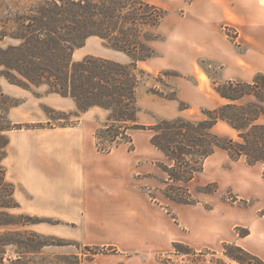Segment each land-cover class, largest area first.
<instances>
[{"label":"trees","instance_id":"1","mask_svg":"<svg viewBox=\"0 0 264 264\" xmlns=\"http://www.w3.org/2000/svg\"><path fill=\"white\" fill-rule=\"evenodd\" d=\"M4 2L7 23L17 27L14 32H0V41L10 37L20 41L18 46L0 48L1 75L6 80L24 89L45 85L48 92L64 98H71L78 110L75 115L60 112L59 128L73 127L80 122V115L92 108H101L108 112L105 122L95 130L94 139L97 151L108 154L119 147L134 151L130 131L149 130L153 132L150 144L158 149L173 163L170 168L162 167L167 174L166 187L162 194L168 200L182 205L196 204L187 185L203 169L206 158L215 150L225 151L232 161L244 157L248 165L260 163L264 168V124L258 120L264 116V75L256 74L251 82L229 80L213 86V90L226 101L214 109H203V118L158 120L155 125L138 123L139 109L136 105V89L144 71L138 70L136 62L156 57L146 44L155 38L143 33L146 27L156 28L164 20V11L144 0H0ZM15 1L27 4L23 9L14 5ZM7 2V3H6ZM11 6V7H10ZM90 37H97L105 46L126 53L132 62L120 64L112 60L86 57L79 62L72 61L73 51ZM137 50L142 55L133 57ZM14 73V75H13ZM152 94H157L153 92ZM252 98L253 101H245ZM174 99V98H173ZM19 102L10 99L0 90V119L6 125L0 127V228L18 224L15 217L6 213L17 210L15 186L7 181L6 169L2 162L7 156L9 139L6 133L11 130L42 128L38 125L14 124L6 119L11 108ZM186 107H182V110ZM52 120L53 109L44 110ZM71 116L77 119L69 121ZM223 121L238 135V141L213 133V127ZM201 194H213L217 191L214 183L196 189ZM150 197V196H149ZM152 198V197H151ZM173 219L171 213H168ZM30 224L47 222L37 217H27ZM26 224V223H25ZM0 234V264L3 263L4 247L12 245L32 248L39 252L47 246H63L55 239L46 238L37 233H29V241H20V234L10 232ZM239 237L249 233L236 228ZM6 238V239H4ZM36 244L33 246V244ZM95 247V248H94ZM86 250L100 247L85 246ZM174 256L178 262L165 258L163 264H264L255 255L235 244L224 243L221 255L208 249L195 250L179 242L172 243ZM110 250L117 251L113 247ZM19 252H16L18 254ZM19 255V254H18ZM206 257H211L208 260ZM71 263L76 256L58 257ZM70 261V262H69ZM14 262V261H13ZM12 262V263H13ZM17 263H22L19 260ZM11 263V264H12Z\"/></svg>","mask_w":264,"mask_h":264},{"label":"crops","instance_id":"2","mask_svg":"<svg viewBox=\"0 0 264 264\" xmlns=\"http://www.w3.org/2000/svg\"><path fill=\"white\" fill-rule=\"evenodd\" d=\"M246 14L247 18L238 27V39L250 43L256 59L253 62L247 59L248 52L244 63L254 70V76L264 75V6L254 0ZM244 77L248 78L249 74ZM179 86L183 97L186 86ZM1 87L6 94L21 97L20 91L9 85L2 83ZM137 104L156 116L165 117L159 110L165 103L144 97L138 99ZM222 104L215 102L212 107ZM41 105L68 113L77 110L70 98L47 93L35 99L24 97L19 107L10 110L9 117L16 123L44 122L47 117L40 111ZM87 114L88 111L83 113L80 122L73 127L47 133L40 129L15 130L8 135L4 160L7 178L11 176L16 188H22L30 196L32 205L39 209L44 207L42 212L58 215L74 225L69 231L54 228L47 229L48 233L88 246L111 245L117 248L118 254L140 256V261L125 259L123 264H154L155 257L166 252L173 242L212 250L224 243H234L264 262L262 164L250 166L244 158L232 161L225 151L215 150L205 159L203 170L188 188L194 183L198 186L214 183L217 191L201 194L196 188L190 189L197 200L193 205L177 204L164 198L174 214L173 219L143 192V187L151 186L149 176L157 173L155 163L165 158L150 144L149 131H131L133 152L120 147L109 154H100ZM154 119L155 116L146 118L139 112L140 124L151 125ZM226 192L236 200L223 201ZM241 201L250 203L246 207L236 206ZM237 227L248 229L249 234L239 237Z\"/></svg>","mask_w":264,"mask_h":264},{"label":"rangeland","instance_id":"3","mask_svg":"<svg viewBox=\"0 0 264 264\" xmlns=\"http://www.w3.org/2000/svg\"><path fill=\"white\" fill-rule=\"evenodd\" d=\"M144 1L164 11V20L158 27L153 29L146 27V30L143 31V33L155 38L150 42H146V44L154 51L156 57L147 61L136 62L137 69L145 72V74L142 75L140 83L136 89V99L141 100L144 97H149L153 100L165 103L162 108H159V110H161V114L165 115V117L161 115L156 116L144 106L139 107L136 103L138 109L140 110L139 112H141L143 117L150 118V116H155L153 124L147 125L143 122L142 125L152 126L155 125L158 120H173L179 117L188 120L203 118L201 110L216 108L214 106L212 107L215 102L217 104L226 103V101L213 90V86L236 79L251 82L254 76V70L249 69L248 64L244 63V56L249 52L247 59H250L253 62L256 58H254L255 54L253 53V48H251L250 43L238 39V27L239 24L243 23L247 18L246 9L250 5L254 4V0ZM4 4V2L0 1V32H14L17 30V26L13 23H7L9 20L5 19L6 12L3 10V7H1V5ZM258 4L264 6V0H258ZM14 5L23 9L27 4L22 1H15ZM19 44V40L7 36L0 41V48L6 49L8 46H18ZM137 54H139V56L142 55V51L137 50V53H134L133 57H138ZM86 57L108 59L120 64H129L132 62V59L126 53L118 52L106 47L105 43L97 37L88 38L84 42L83 46L75 49L72 54V61L79 62ZM2 73H4L3 69L0 68V90L6 96L10 97V99H15L19 102L17 106L11 109L19 107L24 102V97L35 99L42 97L47 93L52 94L48 92V88L45 85L31 87L29 89L12 85L4 76L1 75ZM245 74H249V77H244ZM2 83L9 85L12 89L20 91L21 97L6 94L1 87ZM179 84L186 86L183 90V97L180 96ZM153 92L157 94H152ZM245 101H253V99L247 98ZM182 107H186V109L182 110ZM47 109L52 108L46 105H41L40 107V111L47 117L46 120L41 123H16L9 117L10 110L6 119L14 124L40 125L42 128L35 129H40L42 133H47L48 130L58 129V124L64 123V121L59 120V118L62 117L59 113L62 111L53 109L56 112L52 114V120H49L44 111ZM77 113L78 110L69 114L75 115ZM87 116L91 118V123L95 132V130L105 122L108 112L101 108H92L88 110ZM81 117L82 114L80 115V120ZM1 118L0 127H4L6 125V120L4 121L3 117ZM76 120L75 116H71L67 122L72 123ZM219 122L220 123L215 128L213 127L214 130L212 131L214 134L222 137L227 135L226 137L229 136V138L234 141L239 140L237 138L238 133L235 130H233L225 122ZM258 124H264V116L258 120ZM9 132L5 134L7 138ZM148 135L150 136V142L153 132L149 131ZM2 164L6 169L4 161ZM158 164L165 168L173 166V163L166 157L163 158L162 161L156 162L155 166L157 173L149 176L151 178V186L149 189L147 187H143V192L150 196V198L152 197L151 200L155 204L163 207L167 214L171 213L174 216L168 207V201L164 199L165 197L161 192L166 187L163 182H166L168 177L167 174L158 167ZM7 181L12 183L16 188L11 176L8 175ZM198 187L201 186L194 183L190 186V189L194 191V189H197ZM16 190L17 194L14 196L15 200L19 203L20 208L5 212L15 217L22 215V218L15 219V221L18 222L16 226L0 228V234L9 233L11 235V239H14L13 234L10 232H16L20 234V241H29L31 238L27 234L37 233L38 235H42L46 238L55 239V241H53L55 244L58 243V241L64 244H71L63 246H47L42 248L39 252L28 247L24 249L21 246L16 247L9 245L2 249L4 251V264H11L13 261L14 262L12 264H123L125 259L140 261V256L136 253L118 254V250L115 246L94 245L96 247H100L102 250L97 251L93 248L86 250L84 247L88 245H85L82 242L62 238L48 233L47 229L52 230L54 228L67 229V231H69L72 227H74V225L65 222L58 215H49L42 212L41 210H45L44 207L39 209V207L32 205L29 201L30 196L26 194L22 188L17 187ZM222 200L225 202H234L236 198L231 193L226 192V194L222 197ZM249 203L250 202L247 201H241L236 206L246 207ZM24 216L37 217L47 222L30 224ZM237 228H240L242 231L247 230L249 233L248 229L241 227ZM34 245L36 244L34 243L32 247H34ZM110 247H113L117 251H111ZM202 249L195 250L199 251ZM208 250L216 252L217 255H221L222 246L215 250ZM16 252H19V255L16 254ZM173 252L174 250L171 243L166 252L160 253L155 257L154 264H163L162 261L167 257H169L168 259H171V262H178L179 259L172 254ZM62 256H76L79 259V262H75L74 259H72L71 263H68L58 259V257ZM206 258L210 260L211 257ZM19 259L22 263L16 262ZM133 264H136V262ZM230 264L235 263L230 262Z\"/></svg>","mask_w":264,"mask_h":264}]
</instances>
